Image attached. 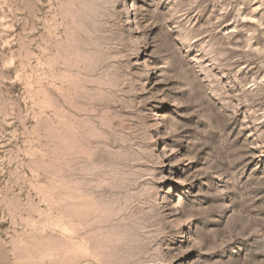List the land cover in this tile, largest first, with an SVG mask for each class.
Returning a JSON list of instances; mask_svg holds the SVG:
<instances>
[{
  "label": "rangeland",
  "instance_id": "rangeland-1",
  "mask_svg": "<svg viewBox=\"0 0 264 264\" xmlns=\"http://www.w3.org/2000/svg\"><path fill=\"white\" fill-rule=\"evenodd\" d=\"M0 264H264V0H0Z\"/></svg>",
  "mask_w": 264,
  "mask_h": 264
}]
</instances>
